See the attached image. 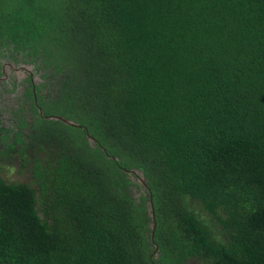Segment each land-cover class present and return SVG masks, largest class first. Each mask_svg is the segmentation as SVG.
<instances>
[{
	"label": "trees",
	"instance_id": "trees-1",
	"mask_svg": "<svg viewBox=\"0 0 264 264\" xmlns=\"http://www.w3.org/2000/svg\"><path fill=\"white\" fill-rule=\"evenodd\" d=\"M5 56L42 80L0 124V264H264V0H0Z\"/></svg>",
	"mask_w": 264,
	"mask_h": 264
},
{
	"label": "rangeland",
	"instance_id": "rangeland-1",
	"mask_svg": "<svg viewBox=\"0 0 264 264\" xmlns=\"http://www.w3.org/2000/svg\"><path fill=\"white\" fill-rule=\"evenodd\" d=\"M19 63H16V66H18ZM23 65V64H22ZM21 65V66H22ZM19 66V67H21ZM7 67V72L8 75L9 73H11L12 68L9 65H6ZM23 69V70H22ZM16 70V69H15ZM15 70H13L15 72ZM22 72H18L17 70V76L18 79L22 78L23 80L25 79L26 75L28 74L23 67H21L20 69ZM41 73L42 72H38L37 74H34V78L35 80H42L41 77ZM19 82V84L16 86L15 83L12 84V86H9V84L7 82H3L2 86L0 85V88H2V93H4V98L5 99H1L0 102L2 103L3 107L0 106V112L2 114L3 117V125L8 126V127H13V130H17L18 129V123H19V116L16 115V113L14 112V110L12 108H9V103L8 100L14 99L17 100V98H19L23 92L24 86L26 84V82L24 81ZM25 102L23 99H20L19 102L17 103V105L15 107H17L18 109L22 106L24 107ZM8 160H5L4 162H6ZM3 162V163H4ZM10 162V161H8ZM3 174L6 176V178L10 179V180H25L29 178V171L27 170V168L25 166L22 165V163L20 162V160L18 159H12V162L9 163V165H5V170L3 171ZM192 207L194 209H196L198 212H201L202 214H204L206 216V218L210 217V213L206 212V210L202 209L201 205L199 202H191Z\"/></svg>",
	"mask_w": 264,
	"mask_h": 264
},
{
	"label": "flooded vegetation",
	"instance_id": "flooded-vegetation-1",
	"mask_svg": "<svg viewBox=\"0 0 264 264\" xmlns=\"http://www.w3.org/2000/svg\"><path fill=\"white\" fill-rule=\"evenodd\" d=\"M1 62H2V65L0 67V85L2 86L3 82H7L9 84V86H12V84H14V83L17 86L19 84V82H21L23 79L22 78L18 79V76H17V73H16L18 70L16 69V67H19L22 64L27 63V62H24L22 60L21 61H16L15 59H13L11 57H8V56L3 57L1 59ZM16 63H19V65L17 64L18 66H16ZM6 65H9L12 68V71H11V73H9V75H8V72H7ZM13 70H15V72ZM26 71H28V70H26ZM18 72H22V71L19 70ZM27 73L28 74L26 75L25 79L23 80L24 82H26V84L24 86V89H23V92L26 90L27 86H31V87H33L35 89V87H34V82H35L34 81L35 80V78H34L35 77L34 76V74H35L34 70L31 71V72L28 71ZM2 98L5 99L4 98V93H2V88H0V100ZM22 99L24 100V97ZM10 102H11V100H8V103H10ZM0 106L3 107L1 102H0ZM9 108H12V107H9ZM0 124L4 127V129H5L4 131L13 132V127H8V126L3 125V117H2L1 112H0Z\"/></svg>",
	"mask_w": 264,
	"mask_h": 264
},
{
	"label": "water",
	"instance_id": "water-1",
	"mask_svg": "<svg viewBox=\"0 0 264 264\" xmlns=\"http://www.w3.org/2000/svg\"><path fill=\"white\" fill-rule=\"evenodd\" d=\"M21 67H23L25 70H28L29 72L34 70V64L33 63H24ZM21 67H16V69L20 70ZM39 109H40V112L42 114H44V110L41 107H39ZM45 116L47 118H50V119H60V120H63L67 123H75L72 119L66 118L65 116L60 115V114H47ZM88 137L91 140V142L94 140L91 133H88ZM126 170L130 173L136 174L138 176L137 180H139V182L143 183L145 186L148 187V183L145 179L144 171L142 169L132 168V169H126ZM153 215H154V213H153Z\"/></svg>",
	"mask_w": 264,
	"mask_h": 264
}]
</instances>
